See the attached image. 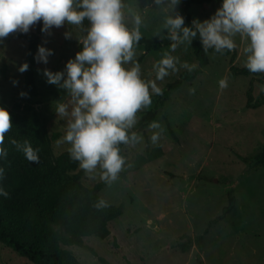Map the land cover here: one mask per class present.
<instances>
[{"label": "rangeland", "instance_id": "obj_1", "mask_svg": "<svg viewBox=\"0 0 264 264\" xmlns=\"http://www.w3.org/2000/svg\"><path fill=\"white\" fill-rule=\"evenodd\" d=\"M206 1L208 9H190L192 22L209 19L222 2ZM124 4L125 23L129 28L134 27L133 15L139 14L144 39L167 38L162 27L165 13L155 10L153 0H124ZM34 28L35 24L29 32ZM66 32H71L73 37L66 39ZM81 38V26L67 23L51 28L40 37V44L51 49L53 55L48 57L47 64L35 61L33 65L36 97L28 94L23 83L24 72L18 71L24 64L27 44L14 33L0 43V105L10 110L18 104V115H28L22 107H31L40 122L34 132L50 140L53 157L69 155L71 147L63 141L68 117L56 114L57 102L68 104L69 111L72 105L66 91L47 83L43 73L45 69L52 73L63 71L69 59H74L79 52ZM234 41L237 47L233 65L243 67L248 41L239 34ZM134 52L145 80L156 79L154 65L165 55L176 58L177 70H170L163 80L156 81L161 91L182 75L187 80L169 90L161 106L160 98L152 94L151 105L137 112V121L156 107L153 121L160 128L151 130L148 125L138 134L143 137L140 143L122 148L126 164L145 158L155 149L161 151L160 158L139 165L134 173L108 183L96 193L92 189L101 181L99 169L94 173L84 172L76 180L79 165L72 171L60 166V184L52 187V193L65 209L79 210L104 233L100 239H84L82 248H71L77 264H101L93 252L108 264H264V170L241 160L252 156L264 143V105L257 109L245 108V92L251 78L230 77L229 57L210 54L208 65L200 67L191 45L186 43L174 50L170 45L149 53L137 43ZM184 64L188 67H182ZM124 67L131 68L132 64ZM222 78L228 80V87L223 90L218 84ZM13 81L17 83L14 85ZM253 87L255 99L264 97V82L255 80ZM22 92L26 96L22 97ZM16 126L30 129L23 122H17ZM17 131L11 129L5 134L4 146L22 173H41L50 160L39 152V163H30L10 143L13 139L25 141ZM154 131L159 132L155 143L151 140ZM228 194L235 200L234 212L208 227L226 207ZM100 200L107 202L105 208L121 206V215L103 224L83 209L84 204L96 206ZM200 236L201 249L196 244ZM182 243L185 246L190 243L185 252L177 246ZM0 264L32 263L0 244Z\"/></svg>", "mask_w": 264, "mask_h": 264}, {"label": "clouds", "instance_id": "obj_2", "mask_svg": "<svg viewBox=\"0 0 264 264\" xmlns=\"http://www.w3.org/2000/svg\"><path fill=\"white\" fill-rule=\"evenodd\" d=\"M179 3L180 0H153L155 10L165 13L162 27L173 50L184 43L190 46L198 37L205 53L210 49L216 53L232 51L237 47L234 37L239 34L248 41L245 67L251 73H264V0H222L214 15L203 22L193 20L191 27L185 26L184 17L176 11ZM124 8V0H0V43L10 33H28L30 26L41 21L44 33L65 23L79 27L88 22L86 35L78 40L82 46L75 58L69 59L63 71L52 73L45 69L43 74L47 83L57 85L70 97L71 111L65 103L57 102L56 107L57 115L68 117L63 141L71 145L70 159L78 161L86 173L99 169L100 179L109 184L117 180L126 165L120 145L143 140L131 131L137 123V112L151 105L152 94H161L156 81L163 80L170 70H177L176 58L165 55L154 65L156 79H142L140 64L134 59V45L142 39L143 20L134 14V27L129 28ZM72 37L71 32L65 33L66 39ZM51 55V49L38 46L35 59L47 64ZM129 63L132 67L125 68ZM28 67L24 63L18 71L23 73ZM218 84L221 90L227 88V78ZM12 127L9 112L0 107V159L8 155L5 134ZM159 128L158 122L149 124L151 130ZM158 139L159 132L154 131L151 140L155 143ZM10 143L30 163H39V149L29 141L13 139ZM4 174L5 169L0 167V180ZM8 195L0 187V196ZM107 206L104 200L96 204L98 209Z\"/></svg>", "mask_w": 264, "mask_h": 264}, {"label": "trees", "instance_id": "obj_3", "mask_svg": "<svg viewBox=\"0 0 264 264\" xmlns=\"http://www.w3.org/2000/svg\"><path fill=\"white\" fill-rule=\"evenodd\" d=\"M219 1V0H218ZM191 8L208 9L206 0H180L177 10L184 17L185 26L191 27L192 20L190 16ZM43 27L42 21L35 24L33 32L26 34L14 32V35L25 41L27 44L26 56L24 63L28 64V69L24 72L23 83L26 91L31 97L38 95L35 80L36 74L34 71L35 57L40 37L44 34L41 31ZM88 27L87 21H84L81 26L82 37L86 35L85 29ZM139 44L143 46L145 52L160 51L172 44L168 38L161 41H153L150 39H142ZM79 45V51L81 50ZM192 54L197 60L200 67L208 65V55H218L229 57L228 75L230 77H250L248 88L245 92L246 102L245 108L257 109L264 105V97L259 96L254 98L253 83L255 80L264 82V75L261 73H251L245 67H236L233 61L236 57V50L216 53L214 50H209L208 53L203 51L201 42L197 37L191 44ZM187 80L183 75L175 82L168 84L161 94L157 95L159 106L167 100V92L178 88L182 81ZM0 107H4L0 105ZM7 109L6 107H4ZM19 105L14 104L7 111L11 117L12 129L17 131L19 138L29 141L34 147L38 148L39 152L50 160V164L41 173L35 172L31 174L22 173L11 154L7 149L8 155L4 159H0V167L5 169L4 178L0 180V187H3L8 192V197L0 196V244L6 249L12 251L19 257L25 259L32 264H77L74 254L71 251L72 247H84V239L103 238V232L98 229L97 224L92 220L85 219L84 215L79 210H67L62 203L54 196L52 187H57L60 184L59 171L62 169L72 171L79 165L78 161L70 159L67 154H62L58 157H53L50 140L46 137L39 136L34 132L40 127V122L33 112L31 107L23 106L22 110L28 115H18ZM154 110L142 114L133 129L137 134H141L144 129L154 120ZM17 122L27 124L30 129H19L16 126ZM170 135L175 139L173 133L169 130ZM120 145L121 155L124 156ZM161 157V151L153 150L147 154L145 158L139 159L131 164H126L123 170L119 173L117 179H124L129 173H134L139 165L147 162H152L155 158ZM244 163H250L264 170V143L259 150L248 158H241ZM85 171L80 169L75 175L78 180ZM101 180L95 184L92 191L98 192L101 188L107 185ZM85 212L90 213L98 219L99 222L106 224L115 220L121 215L122 207H110L98 209L94 204L86 203L83 205ZM235 200L232 195H227V205L221 211V214L208 223V227L222 220L225 215L234 212ZM204 230L203 235L207 233ZM202 236L196 238V244L201 249ZM190 244V243H189ZM188 244V245H189ZM188 245L178 244L181 252H185ZM93 252V251H92ZM93 255L101 264H108L103 258L98 257L96 253Z\"/></svg>", "mask_w": 264, "mask_h": 264}]
</instances>
